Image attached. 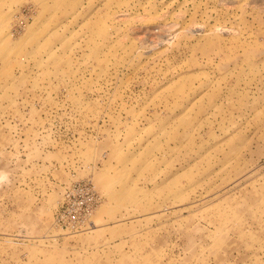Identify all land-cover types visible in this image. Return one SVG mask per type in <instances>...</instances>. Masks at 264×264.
Masks as SVG:
<instances>
[{"label":"rangeland","instance_id":"374dc122","mask_svg":"<svg viewBox=\"0 0 264 264\" xmlns=\"http://www.w3.org/2000/svg\"><path fill=\"white\" fill-rule=\"evenodd\" d=\"M0 264H264V0H0Z\"/></svg>","mask_w":264,"mask_h":264},{"label":"built area","instance_id":"2783aa9c","mask_svg":"<svg viewBox=\"0 0 264 264\" xmlns=\"http://www.w3.org/2000/svg\"><path fill=\"white\" fill-rule=\"evenodd\" d=\"M101 201L102 197L92 182L78 183L65 195L59 222L70 229L83 227L88 224Z\"/></svg>","mask_w":264,"mask_h":264}]
</instances>
